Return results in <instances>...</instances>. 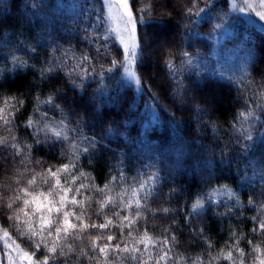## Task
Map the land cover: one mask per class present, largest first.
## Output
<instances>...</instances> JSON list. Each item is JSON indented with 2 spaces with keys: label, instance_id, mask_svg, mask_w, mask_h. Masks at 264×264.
<instances>
[{
  "label": "trees",
  "instance_id": "16d2710c",
  "mask_svg": "<svg viewBox=\"0 0 264 264\" xmlns=\"http://www.w3.org/2000/svg\"><path fill=\"white\" fill-rule=\"evenodd\" d=\"M197 3L205 11L195 16L198 9H194L193 23L186 18L191 0H153L154 16L145 17V22L137 27L142 54L134 68L144 82L137 91L123 78L122 68H114L103 80L99 75H89L84 88L73 89L64 72L52 80L42 82L39 78L41 65L53 55L60 58L65 49H75L77 57L82 52L91 55L93 61L88 68L94 65L97 73L100 64L107 68L113 57H122L118 42L110 56L102 57L96 54V43L84 39L85 29L92 31L100 0H0V95L25 101L9 115L14 125L11 135L21 145H33L31 158L41 161L42 167L67 163V158L61 156L67 152V145L51 147V142H43L42 135L41 143L35 144L34 129L28 128L25 121L39 118L40 113L34 112L38 96L43 100L56 92L60 96L56 104L61 105L62 111L40 104V112H47L54 121L67 117L66 123L70 120L72 127H77L76 121L83 117L76 138L95 137L98 141L94 149L80 153L76 175L89 174L97 187H104L111 177L123 173L122 180L112 182L119 192L123 181H127V187L141 174L159 172L155 185L158 196L148 202V208L170 211L145 210L140 230L146 227L159 238L175 235L173 255L207 260L208 240L214 245V255L233 243L247 253L251 250L248 241L258 243L264 239L253 232L257 205L264 202V126L259 122L253 125V138L246 142V150L241 148L245 141L238 140L239 133L235 131L241 127L236 120L238 113L245 110L246 103L255 107L254 97L264 89V29L231 12L229 0H212L207 7V0ZM140 6L141 0H136L135 7ZM217 24L219 28L215 27ZM57 46L59 51L54 52ZM30 48L36 51L31 52ZM183 52L193 58L191 65L182 64ZM12 54L34 68L13 71ZM170 58L175 68L168 66ZM181 84L182 99L172 94ZM153 93L158 103L152 99ZM256 113L264 121L259 109ZM8 134L0 122V135ZM85 146L86 143L81 144V148ZM18 170L22 166L13 150L0 151V185L5 186L0 192L11 194L6 186L15 187L13 178ZM223 184L236 193L238 204L226 194L217 195L199 216L189 215L198 194H207ZM249 197L257 204H249ZM96 207L94 203L92 221L103 222V216L94 214ZM229 207L233 208L231 213L227 212ZM112 211L111 207L106 208L105 214L110 216ZM10 215L7 209L0 208V228L9 229L15 237ZM165 229L169 231L165 233ZM199 229H203V234ZM233 232L238 239L232 237ZM17 242L28 248L26 238ZM45 252L46 249L39 250L36 258H42ZM77 255L69 264H79ZM58 261L65 264L63 257ZM83 264L88 261L85 259Z\"/></svg>",
  "mask_w": 264,
  "mask_h": 264
},
{
  "label": "snow or ice",
  "instance_id": "6c2138e0",
  "mask_svg": "<svg viewBox=\"0 0 264 264\" xmlns=\"http://www.w3.org/2000/svg\"><path fill=\"white\" fill-rule=\"evenodd\" d=\"M15 3V0H13ZM227 2V0H226ZM136 0H100V5L96 8V19L93 21L91 33L86 31L84 37L90 44L95 42L97 56L108 57L112 54V48L118 42L123 48L121 58L113 57L105 68L100 64V71L97 73L93 65V57L82 52L79 57L73 48L65 49L60 58L54 55L46 60L39 69L40 80H52L64 72L71 79L73 89L84 88V81L89 75H99L101 80L112 72V70L123 68L124 74L129 80L143 87V78L138 75L133 67L142 54V49L137 42V27L145 22V17L154 16L153 0H141V6L135 7ZM212 0H207L211 4ZM27 6V5H25ZM35 6V5H33ZM260 10H256V0H233L231 8L240 12L255 11L260 21H264V0H258ZM195 16H199L205 8H199L197 0H191V7L186 9V18L193 23V10ZM187 28L188 25H185ZM219 28L220 25H215ZM111 41V43H109ZM29 51L35 52V48ZM59 51V47L53 49ZM71 53V55H69ZM185 58L182 64L191 65L193 58L188 52H183ZM11 63L13 71L29 66L27 61L20 56L12 54ZM170 68H175L171 58L167 61ZM182 84L173 90L174 96L182 99ZM60 96L53 92L45 99L36 98L35 113H40L39 118L30 117L25 124L28 128H33V135L36 137L35 144L51 142L50 146L56 144H66L67 152H62L61 156L66 157L68 162L57 165L41 166V161H33L31 152L32 144L21 145L16 136L11 135L13 121L9 118L10 113L19 110L25 103L17 96L0 95V122L2 127L9 134L0 135V151L13 150L14 157L20 158L22 170H18L13 178L12 185L6 186L11 194L0 192V208L7 209L11 215L9 220L14 222L16 236L7 228H0V240L5 242L4 253L8 264H59L58 258L63 257L65 264H69L72 256L76 253V260L83 264L86 259L88 264H220L228 261L229 264H264V239L258 243L248 241L251 245L250 252H244L238 245L226 244L219 252L212 254L214 245L208 240L207 260L196 258H185L183 255H173V242L176 236L164 235L163 238L152 235L145 227L143 231L139 228L141 220L145 219V210L168 213V208L150 209L148 202L154 201L158 196V188L155 186L159 180V172L141 174L140 178L134 180L127 187V181L120 183V191L117 192L112 186L113 181L123 179V173L119 177L113 176L105 183L104 187H97L89 174L79 172L74 173L76 161L81 152H88L94 149L98 141L95 137L83 136L77 139L75 134L80 131L79 125L83 123L81 117L76 121L77 127L71 126V121L66 123L67 117H62L59 121L49 119L47 112H40L39 105H51L61 110V105L56 104ZM152 99L159 102L158 97L153 93ZM253 98H250V100ZM255 107L246 103L244 111L238 113L236 120L241 127L235 129L239 133L238 140L245 141L241 145L242 150H246L249 145L247 141L252 140L253 125L259 122L264 126V121L256 113L259 109L264 114V89L254 97ZM197 110L203 113V109L197 106ZM155 115V112H153ZM173 119L175 114H171ZM178 123V122H177ZM86 146L81 148V144ZM223 155V153H222ZM31 165V167H29ZM36 167L40 170L36 171ZM261 179L264 180V172ZM88 181L83 183L82 181ZM5 187L0 185V188ZM85 193H90L86 195ZM227 195L229 200L235 199L237 204L239 198L236 193L227 185H219L211 188L207 194L200 193L192 201V212L189 215L199 216L206 210V207L217 195ZM99 196L100 199H96ZM98 205L95 209L97 217L103 216V222L92 221L91 212L93 204ZM249 204H257L252 197L248 199ZM258 215L253 217L257 226L253 232H258L264 236V202L258 205ZM113 209L111 215L105 214V209ZM232 207L227 208L231 213ZM123 212L129 213L123 215ZM93 230L95 234L93 235ZM107 230V234L105 231ZM118 230V231H117ZM165 233L169 230L165 229ZM203 234V229L198 230ZM21 237L26 238L28 248L18 243ZM234 239L239 237L232 233ZM87 241V243H85ZM41 249H46L42 258L37 259V253ZM255 254V255H254Z\"/></svg>",
  "mask_w": 264,
  "mask_h": 264
},
{
  "label": "rangeland",
  "instance_id": "374dc122",
  "mask_svg": "<svg viewBox=\"0 0 264 264\" xmlns=\"http://www.w3.org/2000/svg\"><path fill=\"white\" fill-rule=\"evenodd\" d=\"M229 1H230V4H232L233 0H229ZM237 2L239 3V0H237ZM256 4H257L256 10H260L259 6H258V0H256ZM230 10L233 13L240 14L241 16H243L248 21H250V22L256 24L257 26L261 27L262 29H264V21H260V19L256 16L255 11L240 12L238 10L232 9L231 6H230ZM133 67H134V65H133ZM122 76L128 83H131L136 88L137 91H140L141 86L137 85L134 81L129 80V78L124 74L123 68H122ZM4 244H5V242L3 240H0V264H8V261H7L6 257L4 256V253L7 251V249L4 247ZM25 264H27V262H25Z\"/></svg>",
  "mask_w": 264,
  "mask_h": 264
}]
</instances>
